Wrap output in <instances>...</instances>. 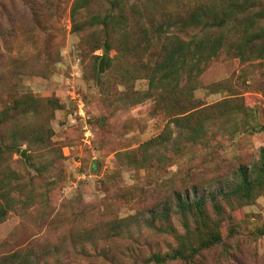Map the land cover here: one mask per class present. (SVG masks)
I'll return each instance as SVG.
<instances>
[{
  "label": "rangeland",
  "instance_id": "374dc122",
  "mask_svg": "<svg viewBox=\"0 0 264 264\" xmlns=\"http://www.w3.org/2000/svg\"><path fill=\"white\" fill-rule=\"evenodd\" d=\"M76 1L0 0V114L15 101L34 111L15 116L2 135L16 132L21 146L9 165L32 178L38 192L36 203L17 207L0 223V260L19 253L33 264H155L154 254L180 249L160 213L173 193H183L191 201L217 198L221 213L212 216L220 221L221 241L190 261L166 264H264V186L249 200L230 196L238 169L264 161V61L242 63L222 54L207 64L196 100L207 106L231 99L246 110L209 123L203 142L188 144L180 136L177 150H150L154 158L145 165V143L166 129L173 138L178 131L152 98H144L146 79L120 78L116 37L106 38L101 26L74 30ZM179 1L182 11L199 4L218 9L226 0ZM106 9L93 3L77 21ZM37 133L49 140L51 153L36 145ZM51 161L43 174L31 164ZM171 218L181 234L182 220ZM199 242L195 237L188 248Z\"/></svg>",
  "mask_w": 264,
  "mask_h": 264
},
{
  "label": "trees",
  "instance_id": "16d2710c",
  "mask_svg": "<svg viewBox=\"0 0 264 264\" xmlns=\"http://www.w3.org/2000/svg\"><path fill=\"white\" fill-rule=\"evenodd\" d=\"M173 1L93 0V3H105L107 9L92 14L89 21L84 23H79L77 18L83 12H88L92 0H77L72 9L73 27L77 32L101 26L106 38H117L118 58L123 67L122 72L119 71L120 78L125 83L146 79L148 88L143 94L144 98H152L156 107L171 117L169 123H174L178 131L173 138L172 131L166 129L145 143V157L142 160L145 165H149L154 158L150 150L159 153V147L167 149L169 146L177 150L180 136L188 144L203 142L209 123L220 116L227 121L228 116L246 110L244 107H233L231 99L207 106L196 100L195 92L202 86L199 77L207 64L222 54L238 58L242 63L264 61V0H226L218 9L205 4L190 9L187 5L182 11L178 7L185 3L179 1L180 5L177 6L178 0ZM103 47L108 52L110 42L105 41ZM218 109L221 112H217ZM33 112L25 101H15L0 114V223L17 207L26 208L36 203L38 192L31 188L32 178L9 165L10 157L19 152L21 146L15 139L16 132L12 131L7 137L2 135L5 124L13 121L15 116L24 117ZM36 136V145L42 151L51 153L49 140H45L41 133ZM31 164L43 174L49 171L53 163ZM95 169L96 166H93L92 172ZM238 170L240 180H237L230 196L249 200L254 192L264 186V161ZM172 195L173 199L163 205L160 218L167 232L180 243V249L163 256L154 254L150 260L155 264L190 261L201 250L221 241L218 232L220 221L216 219L221 213L217 198L207 203L204 196L191 201L183 193ZM46 196V193L41 194L39 198L43 200ZM214 212L216 217L212 216ZM174 215L182 220L181 234L170 226ZM120 228L117 225L114 229ZM195 237L201 243L188 248ZM0 262L33 264L30 257H23L19 253L3 257Z\"/></svg>",
  "mask_w": 264,
  "mask_h": 264
},
{
  "label": "water",
  "instance_id": "95a60500",
  "mask_svg": "<svg viewBox=\"0 0 264 264\" xmlns=\"http://www.w3.org/2000/svg\"><path fill=\"white\" fill-rule=\"evenodd\" d=\"M107 56L105 55L99 62V67H98V81L103 77L105 68H106V62H107ZM27 152L26 150H23L21 153V158L26 161V164L29 165V159L27 158Z\"/></svg>",
  "mask_w": 264,
  "mask_h": 264
}]
</instances>
